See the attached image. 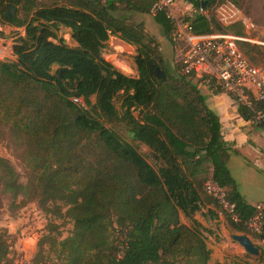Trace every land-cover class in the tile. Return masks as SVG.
<instances>
[{
	"label": "trees",
	"instance_id": "16d2710c",
	"mask_svg": "<svg viewBox=\"0 0 264 264\" xmlns=\"http://www.w3.org/2000/svg\"><path fill=\"white\" fill-rule=\"evenodd\" d=\"M153 1L0 0V7H15L13 16L1 18L23 28L12 43L15 59L0 60V130L19 150L26 171L23 184L0 156V190L71 222L63 238L59 224L48 222L55 235L38 241L48 242L61 264H207L205 238L211 231L193 217L203 199L220 209L201 191L207 179L234 204L238 221L224 214L230 227L243 232V222L253 214L226 166L228 147L218 116L198 88L200 78L181 74L178 62L175 74L169 73L143 23L131 17L149 13ZM185 1L211 13L210 19L200 12L187 18L194 33L247 37L241 21L223 25L212 14L226 4L240 8L241 0ZM19 7L25 10L21 16ZM153 20L171 42L169 19L157 12ZM61 29L75 45L59 35ZM110 35L135 45L136 77L103 58ZM236 44L252 64L253 52L264 54L263 46L247 40ZM239 112L243 115L241 107ZM105 122H123L131 140L151 150L156 166ZM6 255L0 237V261Z\"/></svg>",
	"mask_w": 264,
	"mask_h": 264
},
{
	"label": "rangeland",
	"instance_id": "374dc122",
	"mask_svg": "<svg viewBox=\"0 0 264 264\" xmlns=\"http://www.w3.org/2000/svg\"><path fill=\"white\" fill-rule=\"evenodd\" d=\"M51 1L44 0L43 3L45 5L67 4V0ZM5 10L7 9L0 7V60H14L12 43L18 33H23V28L15 27L10 22L3 20L1 14ZM23 11L25 12L19 7L16 14L21 16ZM212 14L223 25L237 20L247 22L249 27L245 29L243 35L253 40L247 42L264 47L260 43L264 42V0H241V7L238 9H234L227 4L222 5L215 9ZM131 17L135 22L143 23L145 33L153 38L157 50L162 54L164 67L169 73L175 74L174 64L177 62L180 52L177 44L171 43L164 36L162 28L153 20L150 13L132 12ZM59 35L65 38L68 44L75 45L66 29H61ZM101 54L103 58L125 75L137 76L133 61L136 54L135 45L122 41L117 35H110ZM251 55L255 56L252 60L255 64L264 67L263 53L253 52ZM91 101L94 102V96L91 97ZM114 104L119 109L117 96L114 98ZM133 114L138 116V111H133ZM104 124L114 129L123 139L131 142L150 164L156 166L151 150L143 143L131 140L123 122H105ZM0 156L7 159L18 173L19 181L24 184L26 171L19 158V150L12 144L5 129L0 130ZM244 166L253 169L256 173L254 176L246 178L245 182L258 186L260 188L259 194L263 196L260 199L264 200V166H259L256 163L252 166V162L248 160H244ZM260 167H263V169H260ZM233 171L235 172L234 169ZM203 186L204 184L201 186L202 192L204 191ZM207 198L209 197L207 196ZM179 218L182 223H187L186 225L190 223L189 219L181 213ZM50 221L59 224V238H63L69 233L71 222L67 219L52 218L44 214L37 207L35 201L23 198L21 195L13 198L9 192L0 190V237L7 245V255L0 261V264H38L39 262L61 264V260L56 257L54 250L50 249L48 242H44L42 245L38 244V241L44 239L45 235H55L54 232L47 229V223ZM239 233L247 235L259 248V253L258 255H250L237 242H233V245H231L228 238L226 240H229L227 248H233L231 251H227L228 256H226V259L230 260L229 264H264V247L257 244L256 235L249 232L245 227L243 232ZM205 239L206 241L210 240L207 236Z\"/></svg>",
	"mask_w": 264,
	"mask_h": 264
},
{
	"label": "built area",
	"instance_id": "2783aa9c",
	"mask_svg": "<svg viewBox=\"0 0 264 264\" xmlns=\"http://www.w3.org/2000/svg\"><path fill=\"white\" fill-rule=\"evenodd\" d=\"M157 12H162L171 23L170 40L180 48L177 60L180 73L194 74L212 90L227 93L244 111L246 123L264 131V67L249 62L236 44L237 40H253L226 32L194 33L187 18L200 12L210 19L211 13L202 7L195 9L185 0H154L149 13L153 16ZM239 21L248 29L247 22ZM260 43L264 45V42ZM75 100L82 103L80 99ZM204 189L218 203L223 214L238 221L234 204L226 199L222 187L207 179ZM253 207V214L243 225L256 235L257 244L264 247V201Z\"/></svg>",
	"mask_w": 264,
	"mask_h": 264
},
{
	"label": "crops",
	"instance_id": "0c3cea01",
	"mask_svg": "<svg viewBox=\"0 0 264 264\" xmlns=\"http://www.w3.org/2000/svg\"><path fill=\"white\" fill-rule=\"evenodd\" d=\"M198 88L205 97L207 107L218 116L222 140L228 147L226 166L237 184L239 193L244 201L252 206L259 201H264L260 199L263 197L259 194L260 188L245 182L246 178L256 173L253 169L244 166V160L251 161L252 166L254 163L264 166V131L246 123L244 112L241 115L239 106L227 93L214 91L202 83L198 84ZM193 217L211 231V234H206L213 241V243L210 240L206 241L210 249L207 264H229L230 260L226 259L227 251L233 248H227L229 240H226L229 238L233 245L236 241L231 238V235L241 233L230 227L220 209L208 200H202Z\"/></svg>",
	"mask_w": 264,
	"mask_h": 264
},
{
	"label": "water",
	"instance_id": "95a60500",
	"mask_svg": "<svg viewBox=\"0 0 264 264\" xmlns=\"http://www.w3.org/2000/svg\"><path fill=\"white\" fill-rule=\"evenodd\" d=\"M15 13V7L13 5H8L7 10L4 11V16L6 18L13 16ZM155 73L157 76L163 77L164 73L163 71L156 67ZM186 150L193 151V147H186ZM231 238L238 242L244 249V251L250 255H258L259 248L252 242V240L245 234H232Z\"/></svg>",
	"mask_w": 264,
	"mask_h": 264
}]
</instances>
